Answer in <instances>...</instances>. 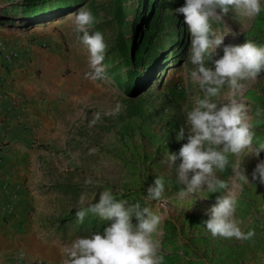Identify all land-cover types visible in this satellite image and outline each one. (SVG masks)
I'll return each instance as SVG.
<instances>
[{"label": "rangeland", "instance_id": "374dc122", "mask_svg": "<svg viewBox=\"0 0 264 264\" xmlns=\"http://www.w3.org/2000/svg\"><path fill=\"white\" fill-rule=\"evenodd\" d=\"M152 2L156 0H0V27L33 48L27 62L34 60L31 67L43 85L37 100L49 103L53 124V130L32 131L34 164L24 183L34 191V205L27 222L0 243V264H61L64 245L108 225L91 213L83 223L75 215L81 194L95 203L104 190L117 200L150 207L161 217L153 238L160 242L163 264H264V184L251 179L264 151L259 157L250 153L264 144V73L241 81L244 90L234 97L246 106L254 135L251 149L229 155L225 170H216L228 188L217 193L204 188L182 197L184 186L166 154L178 153L187 142L177 140V134L181 127L187 132V112L205 95L191 79L196 66L189 59L190 35L183 15L175 11L185 0L164 1V13L178 21V31L171 35L174 27L164 24L160 33L175 43L165 48L167 60L159 69L138 76L147 82L136 91L123 86L131 63L115 46L121 31L131 52L133 23L149 12ZM261 5V13L251 18L230 10L222 21H210L213 32L225 37L212 60L205 58L206 66L214 70L225 45L247 40L264 45V0ZM81 9L93 14L90 34L101 32L107 45L104 73L95 79L88 75H95L90 52L75 30V14ZM176 42L179 55L174 57L170 51ZM229 91L225 84L212 99L227 103ZM238 163L249 182L234 173ZM157 177L165 181L164 199L146 203V189ZM88 178L92 183H86ZM227 194L235 195V216L243 231H254L251 239L214 238L203 225L216 197Z\"/></svg>", "mask_w": 264, "mask_h": 264}, {"label": "clouds", "instance_id": "9594fccd", "mask_svg": "<svg viewBox=\"0 0 264 264\" xmlns=\"http://www.w3.org/2000/svg\"><path fill=\"white\" fill-rule=\"evenodd\" d=\"M230 10L251 18L261 13V0H185L183 6L175 9L183 15L190 35L189 59L196 66L191 79L205 93L204 98L197 99L187 112V132L181 127L177 134V140L187 142L178 153L166 154L169 164L176 168L177 180L184 186L180 192L182 197L204 188L210 193L227 189L228 182L219 179L216 170H225L229 155L238 157L245 149L252 148L254 133L248 110L234 97L244 90L241 81L255 80L264 73V45L250 40L242 45H225L222 57L214 60V70L205 64V58L212 60L225 37L213 32L210 21H222ZM93 22V14L88 10L81 9L75 14V30L82 33V42L90 52V66L95 71L94 76L88 75L95 79L104 73L101 65L107 45L101 32L90 34L89 26ZM225 84L230 89L227 103H217L212 98L220 95ZM260 114L258 111L257 115ZM95 118L99 119V113ZM261 151H264V144L250 153L259 157ZM240 169L239 163L233 166L234 173L249 182L244 170L241 173ZM251 179L264 184V160L256 164ZM86 183H92L91 178ZM146 192V203L162 201L164 178L157 177ZM236 206L234 194L216 197V203L208 210L209 218L202 222L212 237L243 241L255 235L252 230H242V221L235 216ZM90 213L108 221V225L103 232L77 237L64 245L61 264H163L160 242L153 238L161 217L150 207L117 200L110 190H104L95 203L89 201L86 193L81 194L75 211L78 222L83 223Z\"/></svg>", "mask_w": 264, "mask_h": 264}, {"label": "crops", "instance_id": "0c3cea01", "mask_svg": "<svg viewBox=\"0 0 264 264\" xmlns=\"http://www.w3.org/2000/svg\"><path fill=\"white\" fill-rule=\"evenodd\" d=\"M27 43L0 27V243L27 222L34 205V191L24 183L34 164L32 131L53 130L49 103L37 100L43 85L34 60L27 62L33 49Z\"/></svg>", "mask_w": 264, "mask_h": 264}, {"label": "trees", "instance_id": "16d2710c", "mask_svg": "<svg viewBox=\"0 0 264 264\" xmlns=\"http://www.w3.org/2000/svg\"><path fill=\"white\" fill-rule=\"evenodd\" d=\"M165 0H156V2L150 3V10L146 15L140 16L133 23L132 32V50L127 53V42L124 34L121 31L117 32L115 46L119 54L123 58L129 59L131 67L126 71L127 78L124 82V87L127 92H133L141 88L147 82L146 77L142 80H138V76L144 73V70L149 69L153 72L167 60V52L165 48L170 43H175L171 41L172 39H165L164 35H161V30L164 24L174 27V31L171 35L176 34L178 31L175 24L177 20L175 18L168 17L164 13ZM121 16V15H119ZM122 21L121 17L120 20ZM177 47V42L172 47V56L177 57L179 51L174 49Z\"/></svg>", "mask_w": 264, "mask_h": 264}, {"label": "built area", "instance_id": "2783aa9c", "mask_svg": "<svg viewBox=\"0 0 264 264\" xmlns=\"http://www.w3.org/2000/svg\"><path fill=\"white\" fill-rule=\"evenodd\" d=\"M15 54V52H11L9 54H7L6 56H13ZM0 162H1V157H0Z\"/></svg>", "mask_w": 264, "mask_h": 264}]
</instances>
